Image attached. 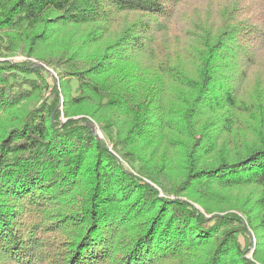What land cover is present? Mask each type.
Here are the masks:
<instances>
[{
	"label": "trees",
	"instance_id": "1",
	"mask_svg": "<svg viewBox=\"0 0 264 264\" xmlns=\"http://www.w3.org/2000/svg\"><path fill=\"white\" fill-rule=\"evenodd\" d=\"M0 264H264V0H0Z\"/></svg>",
	"mask_w": 264,
	"mask_h": 264
},
{
	"label": "rangeland",
	"instance_id": "2",
	"mask_svg": "<svg viewBox=\"0 0 264 264\" xmlns=\"http://www.w3.org/2000/svg\"><path fill=\"white\" fill-rule=\"evenodd\" d=\"M12 59H14V60H23L24 59V56L23 55H21V54H17V55H15ZM251 76H253V74L251 75ZM98 132V131H97ZM100 134V133H99ZM101 135V134H100Z\"/></svg>",
	"mask_w": 264,
	"mask_h": 264
},
{
	"label": "water",
	"instance_id": "3",
	"mask_svg": "<svg viewBox=\"0 0 264 264\" xmlns=\"http://www.w3.org/2000/svg\"><path fill=\"white\" fill-rule=\"evenodd\" d=\"M91 129L94 130L95 129V126L93 123H91Z\"/></svg>",
	"mask_w": 264,
	"mask_h": 264
}]
</instances>
